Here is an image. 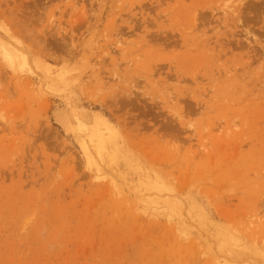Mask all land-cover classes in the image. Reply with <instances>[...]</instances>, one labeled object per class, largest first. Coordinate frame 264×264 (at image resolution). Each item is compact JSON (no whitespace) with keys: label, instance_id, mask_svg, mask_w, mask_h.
<instances>
[{"label":"rangeland","instance_id":"374dc122","mask_svg":"<svg viewBox=\"0 0 264 264\" xmlns=\"http://www.w3.org/2000/svg\"><path fill=\"white\" fill-rule=\"evenodd\" d=\"M0 40V264H264V0H0Z\"/></svg>","mask_w":264,"mask_h":264},{"label":"bare ground","instance_id":"6f19581e","mask_svg":"<svg viewBox=\"0 0 264 264\" xmlns=\"http://www.w3.org/2000/svg\"><path fill=\"white\" fill-rule=\"evenodd\" d=\"M13 46H15V44ZM13 46L9 47L5 44V42H2L0 40V54L2 56V59L6 62V64L8 66H13L15 65V63L17 65H25L26 63H28L27 56L24 53H22L21 50L19 51L18 48H15V47L12 48ZM112 149L117 150V147L115 146V144L113 145ZM146 177H147L146 182L143 184H145L147 187L154 189V190H162L164 188L162 185H160L159 181H157L156 179H151V178L149 179L148 176ZM140 182L142 183V181ZM136 207L139 209H142L140 208V205L138 204H136Z\"/></svg>","mask_w":264,"mask_h":264}]
</instances>
